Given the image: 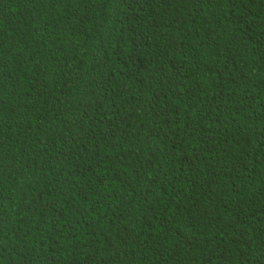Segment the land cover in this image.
<instances>
[{"label":"trees","instance_id":"obj_1","mask_svg":"<svg viewBox=\"0 0 264 264\" xmlns=\"http://www.w3.org/2000/svg\"><path fill=\"white\" fill-rule=\"evenodd\" d=\"M0 264H264V0H0Z\"/></svg>","mask_w":264,"mask_h":264}]
</instances>
